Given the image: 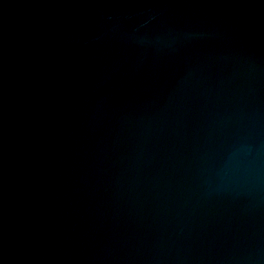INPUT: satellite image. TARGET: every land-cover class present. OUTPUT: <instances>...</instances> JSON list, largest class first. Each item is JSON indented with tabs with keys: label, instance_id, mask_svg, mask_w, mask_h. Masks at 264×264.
<instances>
[{
	"label": "water",
	"instance_id": "1",
	"mask_svg": "<svg viewBox=\"0 0 264 264\" xmlns=\"http://www.w3.org/2000/svg\"><path fill=\"white\" fill-rule=\"evenodd\" d=\"M0 264H264V0H0Z\"/></svg>",
	"mask_w": 264,
	"mask_h": 264
}]
</instances>
